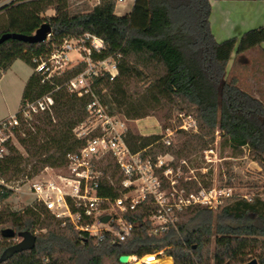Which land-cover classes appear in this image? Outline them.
Masks as SVG:
<instances>
[{
    "label": "trees",
    "instance_id": "obj_1",
    "mask_svg": "<svg viewBox=\"0 0 264 264\" xmlns=\"http://www.w3.org/2000/svg\"><path fill=\"white\" fill-rule=\"evenodd\" d=\"M116 1L99 0L94 6L81 1L74 8L71 0L8 1L0 7L7 17L0 36L5 32L32 35L45 22L52 32L49 41L40 43L12 38L0 43V78L18 59L34 68L32 58L45 52L49 42L96 34L106 44L102 56L114 57L119 68L115 80L99 79L98 85L107 88L120 111L139 119L150 111L175 107L197 118L199 132L186 137L183 148L166 145L162 135L144 136L131 130L128 142L134 151L182 158L188 145L197 142L205 148L219 132L233 147H248L264 170V99L242 88L236 77L227 76L234 52L243 54L264 43V25L248 29L239 38L218 41L211 29L210 0H135L132 10L122 16L115 14ZM50 9L53 15L47 14ZM81 68L47 83L34 71L28 78L21 104L52 92L54 106L52 113L42 112L16 130L25 153L11 141L6 144L8 152L0 159V176L6 181L35 176L45 167H64L67 153L84 144L74 128L85 119L90 98L78 97L64 86L56 89ZM138 82L144 88L132 100L129 88ZM100 167L104 177L99 194L118 197L122 175L116 162L108 157ZM11 194L12 190H4L0 202ZM124 215L134 227L125 240L116 241L110 231L101 236L80 232L69 219L58 218L36 203L20 211L4 207L0 234L7 228L16 233L31 231L36 244L0 264H125L121 255L143 257L154 252L172 257L174 264H243L253 258L264 264V200L258 196L228 197L216 212L201 204L185 208L176 224L158 235L150 231L146 205ZM10 245L2 247L0 256Z\"/></svg>",
    "mask_w": 264,
    "mask_h": 264
},
{
    "label": "built area",
    "instance_id": "obj_2",
    "mask_svg": "<svg viewBox=\"0 0 264 264\" xmlns=\"http://www.w3.org/2000/svg\"><path fill=\"white\" fill-rule=\"evenodd\" d=\"M8 1L0 0V7ZM123 1L117 0L116 4ZM50 38L51 34L45 41ZM105 48L103 38L87 32L67 36L58 44L49 42L45 52L32 58L33 71L39 74L43 83L52 82L54 77L75 67H82L56 89L64 86L78 97L88 96L90 100L85 119L74 128L75 136L84 140L82 147L67 153L66 165L60 170L45 167L44 174L25 177L31 196L29 205H42L56 217L69 219L80 232L101 236L104 231H110L116 241H123L134 227L124 214L144 204L148 208L150 231L158 235L174 226L185 208L197 204L213 208L222 202L226 192L183 185L180 182L181 166H188V163L185 159L177 160L172 153L152 155L132 149L128 142L132 119L112 111L105 101L107 88L102 83L98 85L99 79L113 81L119 73L117 60L102 56ZM53 106L54 98L49 92L25 101L16 113L1 119L0 159L8 152L6 144L9 141L16 145V130L42 112L52 113ZM179 117L180 130H198L192 114L180 113ZM172 134L168 128L162 137L166 145H172ZM108 157L114 159L122 175L118 197L99 194L104 177L100 166ZM50 169L52 173L48 172ZM7 189L13 191L15 186L0 176V194ZM106 215L110 219L103 222Z\"/></svg>",
    "mask_w": 264,
    "mask_h": 264
},
{
    "label": "rangeland",
    "instance_id": "obj_3",
    "mask_svg": "<svg viewBox=\"0 0 264 264\" xmlns=\"http://www.w3.org/2000/svg\"><path fill=\"white\" fill-rule=\"evenodd\" d=\"M81 1L87 2L90 6H93L95 2V0ZM81 1L71 0L72 7H76ZM118 3L121 2H117V4ZM6 21V14L0 12V26L6 23ZM261 45L264 46V43ZM261 45L252 48L243 54H239L231 73L227 74V76L230 79L235 77L234 75H237L240 81L239 84L242 88L251 93H253V90L255 89L259 96L264 99L263 85H254L257 80L260 81L257 74L258 71L255 70L256 66L264 65V49H261ZM72 56L77 57V54L72 53ZM32 73L33 68L23 60L18 59L1 76L0 120L19 110L22 105L21 100L24 86ZM250 76H254L255 79L252 80L251 78H248ZM143 88V83L141 82H138V84H132L129 88L130 98L132 100L133 98L137 100L141 95ZM105 101L112 111L127 116L124 111L118 109L115 103L111 102L112 97L109 91L105 95ZM180 113L192 114L196 118L193 112H187L184 110L180 111L175 107H172L171 109L167 107L162 110L156 109L150 111L149 115L146 117L139 119L131 118V130L144 136L152 134L164 136L167 134L168 128H170L173 131V134L170 137L173 147L175 149H181L183 148L181 143L186 137H196L199 132V125L197 131H186L188 134H185V132L178 127L180 124ZM14 141L16 146L25 153L23 146L19 143L17 138L14 139ZM209 150L213 151L211 152ZM183 155L182 158L176 157L177 160L185 159L188 163V166H181L180 182L183 185L193 189L205 187L215 188L218 193L222 191L226 192V195L222 196V202L212 208L214 212L218 210L220 205L224 204L226 198L231 196H241L248 200L258 196L264 200V170L260 164L255 161L248 147L235 148L219 132H216L214 141H211L207 147L202 148L201 144L193 142L186 147ZM50 168L57 171L62 167ZM43 170L40 171L38 175L44 174L42 173ZM48 172L52 173V170L50 169ZM24 180L25 177L16 181H9L15 186V189H13L12 194L8 198L0 202V211L4 207H9L14 211H20L29 206L31 203V196L28 194V186ZM7 227L11 226L8 225L4 228ZM20 240L21 237L18 235L14 238H7L0 234V252L2 251V247H5L6 243L11 242L12 244H15ZM154 253L157 254L159 258L168 257L162 252ZM135 256L141 260L144 259L147 254L143 257H139L138 255Z\"/></svg>",
    "mask_w": 264,
    "mask_h": 264
},
{
    "label": "crops",
    "instance_id": "obj_4",
    "mask_svg": "<svg viewBox=\"0 0 264 264\" xmlns=\"http://www.w3.org/2000/svg\"><path fill=\"white\" fill-rule=\"evenodd\" d=\"M212 11L210 16L211 29L218 41H222L231 37H239L245 31L264 25V0H210ZM135 0H125L116 4L115 14L125 15L129 13L134 5ZM99 0H95L94 5L98 4ZM53 15L54 10L50 9L47 14ZM261 49L264 46L261 45ZM239 56L234 52L227 65V74L231 73L236 60ZM254 68V67H253ZM260 81L254 84L263 85L264 87V65H257L255 69ZM239 81V77L234 75ZM252 80L254 76H250ZM249 81V80H248ZM263 81V82H261ZM252 83V81H251ZM253 94L260 97L254 89ZM262 98V97H260Z\"/></svg>",
    "mask_w": 264,
    "mask_h": 264
},
{
    "label": "water",
    "instance_id": "obj_5",
    "mask_svg": "<svg viewBox=\"0 0 264 264\" xmlns=\"http://www.w3.org/2000/svg\"><path fill=\"white\" fill-rule=\"evenodd\" d=\"M52 27L50 23H43L34 34L26 35L21 33L14 32H5L0 36V43L4 42L7 39H18L25 42L30 43H40L47 39L48 35L51 34ZM110 219L109 215H106L102 218L103 222H108ZM16 235L21 237V240L15 244L8 246L0 256V263L6 261L8 258L13 256L17 252H21L23 250H30L35 247L36 244V235L31 231H23L16 233V231L12 228H7L3 231V236L7 238H14ZM130 255L124 254L120 256V261L125 264H129ZM243 264H259L256 258L251 259L250 261Z\"/></svg>",
    "mask_w": 264,
    "mask_h": 264
},
{
    "label": "bare ground",
    "instance_id": "obj_6",
    "mask_svg": "<svg viewBox=\"0 0 264 264\" xmlns=\"http://www.w3.org/2000/svg\"><path fill=\"white\" fill-rule=\"evenodd\" d=\"M129 260L131 264H174L171 257L159 258L155 253L147 254V256L141 260L133 255L129 257Z\"/></svg>",
    "mask_w": 264,
    "mask_h": 264
}]
</instances>
